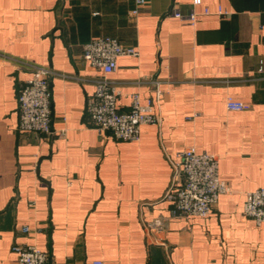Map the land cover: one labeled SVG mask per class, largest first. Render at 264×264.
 <instances>
[{
  "label": "crops",
  "instance_id": "crops-1",
  "mask_svg": "<svg viewBox=\"0 0 264 264\" xmlns=\"http://www.w3.org/2000/svg\"><path fill=\"white\" fill-rule=\"evenodd\" d=\"M263 10L264 0H0V264H18L17 243L49 264H264V222L243 213L247 192L264 187ZM102 36L139 51L109 75L121 111L161 91L162 121L138 141L90 119L102 72L83 51ZM35 66L53 71L50 135L19 127L20 84ZM229 96L245 109H227ZM192 146L218 155L233 192L207 217H171V160ZM166 217L167 231L146 230Z\"/></svg>",
  "mask_w": 264,
  "mask_h": 264
},
{
  "label": "built area",
  "instance_id": "built-area-1",
  "mask_svg": "<svg viewBox=\"0 0 264 264\" xmlns=\"http://www.w3.org/2000/svg\"><path fill=\"white\" fill-rule=\"evenodd\" d=\"M145 1L136 0V4L139 7ZM199 3L201 0H194V4ZM138 11L136 7L132 13L136 14ZM209 12V9L205 10V13ZM218 13L226 15L228 11L220 7ZM172 14L187 19L191 24L197 21V13L194 11L184 15L178 8L173 7ZM83 55L95 69L102 72L94 79L95 92L88 99V113L99 132L110 131L117 139L138 141L143 125L161 123L159 107L161 91L158 88L156 99L149 98L143 103L140 96L135 94L130 110L121 111L118 107L121 91L109 75L117 69L120 57L139 55L137 48L124 45L116 37L102 36L87 42ZM18 64L20 67L21 64L25 65L22 61H18ZM29 71V75L20 84L18 93L19 127L25 132L50 135L54 133L51 126L50 87V76L53 71L43 66L32 67ZM226 107L229 110L240 111L245 109L246 104L229 96ZM63 133L64 131H61L60 134ZM179 157V160H171L172 180L164 197L172 205L171 217H207L221 195L233 192L230 183L219 175V157L215 153L199 152L193 146L181 151ZM243 213L258 224L264 222V187L247 192ZM169 219L166 217L148 221L145 228L148 232L167 231ZM23 230L29 231V227L24 226ZM13 251L17 255L18 264H49V254L34 245L17 243L13 246ZM94 264L103 262L95 261Z\"/></svg>",
  "mask_w": 264,
  "mask_h": 264
}]
</instances>
